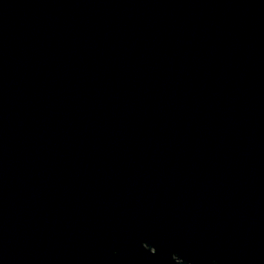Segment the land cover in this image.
Wrapping results in <instances>:
<instances>
[{"label":"water","instance_id":"1","mask_svg":"<svg viewBox=\"0 0 264 264\" xmlns=\"http://www.w3.org/2000/svg\"><path fill=\"white\" fill-rule=\"evenodd\" d=\"M0 264H264V0H0Z\"/></svg>","mask_w":264,"mask_h":264},{"label":"rangeland","instance_id":"2","mask_svg":"<svg viewBox=\"0 0 264 264\" xmlns=\"http://www.w3.org/2000/svg\"><path fill=\"white\" fill-rule=\"evenodd\" d=\"M153 251V250H152Z\"/></svg>","mask_w":264,"mask_h":264}]
</instances>
